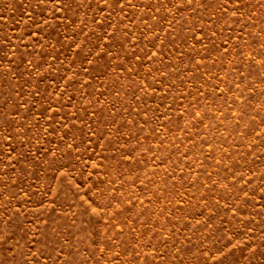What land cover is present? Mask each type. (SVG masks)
<instances>
[{
  "label": "rangeland",
  "instance_id": "374dc122",
  "mask_svg": "<svg viewBox=\"0 0 264 264\" xmlns=\"http://www.w3.org/2000/svg\"><path fill=\"white\" fill-rule=\"evenodd\" d=\"M0 264H264V0H0Z\"/></svg>",
  "mask_w": 264,
  "mask_h": 264
}]
</instances>
